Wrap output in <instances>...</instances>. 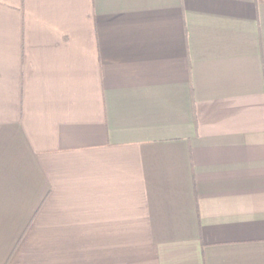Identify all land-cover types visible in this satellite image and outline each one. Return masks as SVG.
I'll list each match as a JSON object with an SVG mask.
<instances>
[{
  "label": "crops",
  "instance_id": "1",
  "mask_svg": "<svg viewBox=\"0 0 264 264\" xmlns=\"http://www.w3.org/2000/svg\"><path fill=\"white\" fill-rule=\"evenodd\" d=\"M0 264H264V0H0Z\"/></svg>",
  "mask_w": 264,
  "mask_h": 264
}]
</instances>
